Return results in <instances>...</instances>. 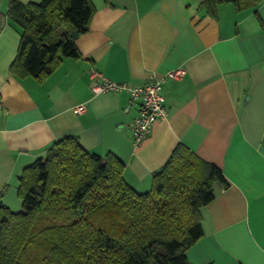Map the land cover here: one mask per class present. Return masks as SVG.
<instances>
[{
	"label": "crops",
	"instance_id": "crops-1",
	"mask_svg": "<svg viewBox=\"0 0 264 264\" xmlns=\"http://www.w3.org/2000/svg\"><path fill=\"white\" fill-rule=\"evenodd\" d=\"M93 4L90 29L77 40L81 58L64 59L40 81L10 71L21 29L7 17L9 0H0V201L25 168L67 136L89 152L118 157L140 193L152 189L153 175L182 145L218 167L229 185H216L202 209L204 235L189 262L264 264V3L257 11L224 4L217 17L201 0ZM178 69L182 79L162 86L167 120L139 146L133 126L141 101L92 91L101 80L94 72L144 87Z\"/></svg>",
	"mask_w": 264,
	"mask_h": 264
},
{
	"label": "trees",
	"instance_id": "trees-1",
	"mask_svg": "<svg viewBox=\"0 0 264 264\" xmlns=\"http://www.w3.org/2000/svg\"><path fill=\"white\" fill-rule=\"evenodd\" d=\"M257 11L264 0H201ZM96 13L93 0H9L7 17L21 29L11 73L40 81L64 59H79L77 40ZM125 163L112 153L85 150L67 136L25 168L18 179L23 211L0 202V264H191L188 251L203 237L202 209L222 171L179 145L140 193L125 180Z\"/></svg>",
	"mask_w": 264,
	"mask_h": 264
},
{
	"label": "built area",
	"instance_id": "built-area-1",
	"mask_svg": "<svg viewBox=\"0 0 264 264\" xmlns=\"http://www.w3.org/2000/svg\"><path fill=\"white\" fill-rule=\"evenodd\" d=\"M184 75V70H171L166 72L162 78H157L144 87H132L125 83L112 82L101 74L94 72V78L101 80L93 83L92 91L94 95H101L106 92H127L134 101H141L140 112L133 126L134 144L139 146L148 138L153 126L159 121L167 120L169 116L165 105L166 100L162 94L163 84L167 80L182 79ZM76 111L82 113L85 111V107L79 106Z\"/></svg>",
	"mask_w": 264,
	"mask_h": 264
},
{
	"label": "rangeland",
	"instance_id": "rangeland-1",
	"mask_svg": "<svg viewBox=\"0 0 264 264\" xmlns=\"http://www.w3.org/2000/svg\"><path fill=\"white\" fill-rule=\"evenodd\" d=\"M20 1V0H19ZM42 0H36L34 2H41ZM21 3L27 4L30 1L22 0ZM3 205L7 206L14 213H19L23 211V203L18 195V185L14 187L12 191L6 196L5 201H0Z\"/></svg>",
	"mask_w": 264,
	"mask_h": 264
}]
</instances>
